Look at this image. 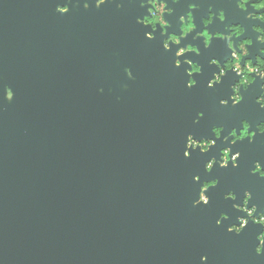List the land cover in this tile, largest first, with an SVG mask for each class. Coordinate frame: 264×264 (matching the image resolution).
<instances>
[{
    "label": "water",
    "instance_id": "water-1",
    "mask_svg": "<svg viewBox=\"0 0 264 264\" xmlns=\"http://www.w3.org/2000/svg\"><path fill=\"white\" fill-rule=\"evenodd\" d=\"M67 2L77 6L56 11ZM187 2L166 14L168 32H179ZM197 2L205 3L194 13L198 28L207 3L227 14L210 32L233 22L249 30L255 22L235 0ZM82 5L0 0V264H264L255 253L260 226L250 221L240 234L228 232L245 214L232 207L240 200L223 198L229 188L240 196L251 189L257 177L248 167L254 159L264 163V134L251 143L259 145L257 155L231 145L241 156L230 176L215 175L217 163L211 172L204 168L213 155L218 159L221 139L208 152L184 156L189 133L209 137L212 125L222 123L226 135L229 120L237 124L241 117L239 104L228 114L231 100L219 103L230 97L228 73L207 87L219 70L208 60L215 55L223 62L225 47L212 41L199 55L187 54L202 65L197 85L188 87L190 66H173L175 46L165 51L159 31L147 39L150 26L137 23L146 12L139 0ZM191 36L182 43L199 44ZM122 83L127 88L117 89ZM5 84L14 90L11 100L4 98ZM198 111L204 116L194 123ZM215 177L209 204L194 206L200 185ZM259 202L253 193L249 204ZM222 210L231 218L217 225Z\"/></svg>",
    "mask_w": 264,
    "mask_h": 264
},
{
    "label": "clouds",
    "instance_id": "clouds-1",
    "mask_svg": "<svg viewBox=\"0 0 264 264\" xmlns=\"http://www.w3.org/2000/svg\"><path fill=\"white\" fill-rule=\"evenodd\" d=\"M79 2V0H77ZM106 0H95L96 7H100L105 4ZM181 0H139V6L145 8L146 12L143 15L136 17L137 23L144 26H150V30L145 31L144 35L147 39H155L156 32L159 31L160 35L164 37L161 41L164 50L171 52L173 45H178L174 52V65L180 67L182 65H189L185 69L188 76L187 86L193 87L197 85L198 81L195 78V74L202 73V65L197 60L188 56V53H194L199 55L201 49L198 43L188 42L186 44L182 41L186 40L190 33H194L191 36V41H198L203 38V45L205 48H209L214 38H219L226 41V48L230 50V55H227L223 62L221 58L215 55L211 56L208 60L210 65H216L219 69L212 73L211 78L207 80V87L212 88L218 83L223 82L225 74L228 73V69H235V73L238 75V79H235L231 84L230 97H221L219 103L221 105H227L229 99L233 105L240 104L243 101V93L241 89L248 90L249 87L257 82L259 78V94L255 97V102L259 104L261 109H264V0H235V5L241 10L246 12L244 17L246 20H258L260 23H253L251 25L252 30L258 35L255 36V41L252 36H243L241 34L246 32V27L242 22H233L230 24H224V30L217 29L210 32L209 26L214 23L215 19H219L221 22L226 20V10L216 8L212 3H207V15L201 16V26L198 29V25L195 22L194 13L198 9H202L205 6L204 2H197V0H188L186 4V10H182V13L178 17L179 32L173 30L168 32V29L172 27V22L166 18V14L172 15L175 12V5H180ZM69 3H58L56 5V11L60 13H66L69 11ZM83 6L88 8L90 6V0H83ZM122 4H117V7H122ZM251 6L253 11H248V7ZM184 6L182 5V9ZM159 26V27H158ZM254 43L257 44L258 51L253 57L250 54V46ZM183 57V59H181ZM244 57L243 66L241 64V58ZM219 61V63H216ZM225 61L227 64L225 66ZM125 72L129 78H133V71L130 67L125 68ZM254 74V76L252 75ZM102 90V89H101ZM14 96V90L11 85H4V98L11 100ZM204 116L203 111H198L194 119V123H199L200 119ZM224 124H213L211 131L214 135L209 137H201L197 139L193 133L187 135L184 148V156L190 157L191 151L199 148L201 152H208L213 146L216 145L218 139H222L225 146L219 149L220 167L229 166L231 161L232 167L239 166L240 151L233 152L230 145L235 144L237 141L248 138L249 143L255 141V134L258 130L259 133L264 134V120H260L255 129H251V122L247 117L241 118L240 128L237 131L235 126L227 132L226 135H222L224 132ZM238 133V134H237ZM231 152V157L229 153ZM217 163L215 155L207 159L204 164L205 171L211 172L214 165ZM253 167L250 169V174L259 175V178L264 179V163L260 159H254L252 161ZM193 179L197 182L201 177L197 173ZM209 183L213 186H217L219 183V177L205 179L200 185L198 198L193 200V205L198 206L200 204L207 205L210 202V197L207 194V190L210 188ZM223 198L225 200L231 199L232 201L240 200L239 203H234L232 207L240 212L246 213V215H239L236 217V221L230 223L227 227L228 232H234L240 234L251 221L253 224L259 225L260 230L256 233L255 240V253L257 256H264V208H261L257 203L249 202L253 199V192L249 188H245L242 196L229 188ZM229 212L220 211L219 216L216 219L217 225H222L225 220L230 219ZM208 260L207 254L201 256V261L206 262Z\"/></svg>",
    "mask_w": 264,
    "mask_h": 264
},
{
    "label": "flooded vegetation",
    "instance_id": "flooded-vegetation-1",
    "mask_svg": "<svg viewBox=\"0 0 264 264\" xmlns=\"http://www.w3.org/2000/svg\"><path fill=\"white\" fill-rule=\"evenodd\" d=\"M111 1V0H110ZM69 2V1H68ZM67 2V3H68ZM72 7H76L77 6V4L76 3H74V4H70ZM83 6V5H82ZM84 7V6H83ZM85 8V7H84ZM248 10H250V11H253V9L251 8V6H249L248 7ZM218 21V20H217ZM251 22L253 21V20H250ZM254 23H260V21H258V20H255V22ZM253 23H250L249 22V25H248V27L250 28L249 30H246V32L244 33V34H241V36L242 37H240V38H236V39H242L243 38V36H252L253 37V39H254V41H255V36L256 35H258V33H255L253 30H252V27H251V25H252ZM200 26H201V22H200ZM199 26V27H200ZM150 28V27H149ZM177 29L179 30V24L177 23ZM197 30H199V28L197 29ZM192 35L194 34V33H191ZM159 42H160V44H161V46H162V43H161V41H162V39L164 38V37H162L161 35H160V33H159ZM213 42H215V44L216 43H220L221 45H223L224 47H225V49L227 50V52H225L224 53V56H223V58H225L227 55H230V50H228L227 48H226V41H224V40H221V39H217V38H214L213 39ZM27 44L29 45V42L27 41ZM199 45H200V47H202V48H205L204 47V45H203V38H201L200 40H199ZM173 46H175V48L177 47V45H173ZM221 47V46H220ZM70 49H72V47H70ZM166 51V50H165ZM222 51H224V50H222ZM257 51H258V47H257V44L256 43H254L252 46H250V54L254 57L255 56V54L257 53ZM174 52H175V49H174ZM174 59H175V57H174V53H173V55H172V63H173V66H175L174 65ZM245 61H244V57H242L241 58V64H242V66H243V63H244ZM115 63L116 64H118L119 65V63H118V61L116 60L115 61ZM225 63V66H226V64H227V61H225L224 62ZM62 65H64V62H62ZM176 67V66H175ZM228 74L230 75V77H231V81L232 82H234V80L235 79H238L239 77H238V75L235 73V69H228ZM253 76H254V74H252ZM258 86H259V78H257V82L255 83V84H253V85H251L250 87H249V89L248 90H243V88L241 89V91H242V93H243V101L239 104V106H238V110H239V113H240V115H241V117L239 118V121L237 122V124L235 123L234 124V122L233 121H231V120H229V122H228V120L226 121V122H228V126H227V128H226V133L231 129V127H233V126H235L236 128H237V131H239V128H240V120H241V118H244L243 116L245 115V116H250L251 117V119H253L254 120V125H252V127H251V129H255L256 128V125H257V123L259 122L258 120L259 119H262L263 117H264V109H261L260 108V106H259V104H257L256 102H255V97H256V95H258L259 94V90H258ZM121 87V89L120 88H118L117 87V89H119V90H124L125 88H127V86H125V84L124 83H122V86H120ZM230 88V95H231V87H229ZM229 95V96H230ZM116 98H117V100L119 101L120 100V97L117 95L116 96ZM127 99V98H126ZM201 107H203V104L201 103V105H200ZM232 106H233V104H232V102L230 101V103L228 104V106H227V113L228 114H230L231 113V110H232ZM258 121V122H257ZM257 133H259V131L257 130L256 131V134ZM238 134V133H237ZM212 135H214L213 133H211V136ZM186 139H187V136H186ZM221 142H224L222 139H221ZM237 143H238V147L236 148V150L238 149V148H240V149H242V150H244L245 152H246V154H247V156L248 157H250V156H254V155H257L258 153H259V145L258 144H256V146H253V147H250L251 146V143H249L248 142V138H244L243 140H240V141H237ZM223 146H225V145H219V147H218V159H217V174L215 173V175H218V173L221 171L222 173H224V174H226V175H228V171H230L229 169H232V168H235V167H232L231 166V161L229 162V166H227V167H220V165H219V159H220V153H219V149L221 148V147H223ZM230 147H231V145H230ZM232 149V148H231ZM233 152H235V151H233ZM229 155H230V157H231V152L229 153ZM252 167L254 166V165H252V162H251V164H250ZM229 167V168H228ZM221 168H224L225 170H222ZM250 169H251V167L249 168L248 167V172L250 173ZM237 175V174H236ZM236 175H235V177H236ZM228 176H230V175H228ZM256 180H254L253 182H251L250 183V186H251V189H252V191H253V193H254V195L257 197V198H259L260 199V202H259V205L260 206H262V208H264V179H260L259 178V175L258 174H256ZM248 181H250V180H248ZM209 185H211L210 183H209ZM260 187V193L258 192V188ZM243 191H244V188H243ZM225 193V192H224ZM223 196H224V194H223ZM244 213V212H243ZM245 215H246V213H244ZM239 215H241V214H239ZM239 215H237V216H239ZM238 222V221H237Z\"/></svg>",
    "mask_w": 264,
    "mask_h": 264
}]
</instances>
